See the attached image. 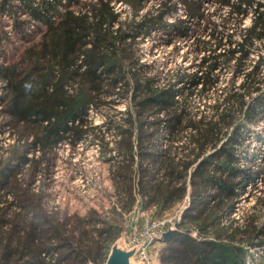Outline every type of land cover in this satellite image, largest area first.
I'll return each mask as SVG.
<instances>
[{
	"label": "trees",
	"instance_id": "trees-1",
	"mask_svg": "<svg viewBox=\"0 0 264 264\" xmlns=\"http://www.w3.org/2000/svg\"><path fill=\"white\" fill-rule=\"evenodd\" d=\"M147 1L0 0L13 38L27 42L0 63V136L13 142L0 147V264H104L125 215L159 219L175 206L159 264H264V149L246 142L264 119V0H216L208 16L202 0H161L138 15ZM177 1L186 17L166 25ZM152 32L154 47L191 40L196 71L163 82L154 61H142ZM83 142L106 165L103 214L48 205L57 149Z\"/></svg>",
	"mask_w": 264,
	"mask_h": 264
},
{
	"label": "rangeland",
	"instance_id": "rangeland-1",
	"mask_svg": "<svg viewBox=\"0 0 264 264\" xmlns=\"http://www.w3.org/2000/svg\"><path fill=\"white\" fill-rule=\"evenodd\" d=\"M158 1L161 0H151L145 2L143 7L138 11V15H142L152 6H156ZM176 3L178 5L175 12L166 17V25L172 23L174 17L181 19L186 17V5L179 1ZM218 8L216 0H202L199 13L203 16H208ZM114 9L120 12H124V10L126 11V7H124V4H121V2L114 3ZM225 10L226 8H223L220 13H224ZM126 12L122 16H124ZM19 18L26 19L23 15H20ZM210 18L216 19V16H212ZM250 19L251 14H248L243 25H247V22ZM200 20L198 24L202 23V17ZM12 21V15L10 17L7 15L0 16V34L1 31H3L8 36V41L3 42L0 45V63H4L6 60L5 58L8 60L9 56L13 58L12 60H16L20 55L19 52L27 44V42H20L19 40L13 38L11 34ZM32 27L33 25L30 23V27H28L27 31H31ZM158 34L152 32L149 37L143 38L140 48L143 53L142 61H154V68L159 73V78L163 79V82L165 78L170 79L178 69H180V73L185 75L196 71L200 56H195L192 52H190L191 47H189V44L191 40L185 42L179 41L178 43L167 47H154L157 44L156 42H158ZM38 36L39 32L34 33L30 37L31 41L37 40ZM255 48H257V53H254L251 56V59L253 60L256 59V55H258L261 51L259 45H256ZM164 76L165 78H163ZM231 78L232 74L230 71L224 73L221 78L222 83L220 88H222ZM239 81L240 78H237L236 83H239ZM2 86L3 84L0 83V94L2 93ZM207 100L208 99H205L204 101ZM194 103L195 105L202 104V102H199L198 99H194ZM114 107L117 111H122L125 104L117 103ZM89 118L93 125H100L102 122V113L92 111L90 112ZM253 128V130H255V132L259 135V139L251 136L246 142L249 143V149L261 152L264 149V119L259 120ZM109 139L110 137H107L106 140ZM12 143V138L7 133L0 136V147L4 148ZM57 154L58 160L56 162V168L54 169L50 185V192L52 195L48 205L55 206L60 211L64 210L70 215L75 214L77 216H83L90 208L96 209L102 214L105 213L104 211H107L110 207L108 197L110 196L112 189L107 178L106 165L102 163V159L100 158L101 156L98 155L96 145L91 142H83L78 145L74 151H71L68 146L64 145L57 149ZM258 164L260 165V163L255 165ZM256 185H258V183ZM248 204V202L241 200L238 207L241 205L247 206ZM181 209L182 206H175L169 213L159 219L153 218L148 213H140L137 210H134L122 218V229L117 239L123 241L125 245V241L128 240V237H131V235L134 234L142 235L143 233H161V239L164 237L166 232H170L176 228L175 220L178 219ZM161 246L162 244L160 243V240H157L155 243L147 246V263L145 264H159L157 257ZM132 260L133 262H138L136 258H133Z\"/></svg>",
	"mask_w": 264,
	"mask_h": 264
},
{
	"label": "water",
	"instance_id": "water-1",
	"mask_svg": "<svg viewBox=\"0 0 264 264\" xmlns=\"http://www.w3.org/2000/svg\"><path fill=\"white\" fill-rule=\"evenodd\" d=\"M168 235L169 232H166V234L160 239V241H166ZM136 252L137 247L129 248L123 243V241L117 239L111 245L104 264H142L141 262H133L132 258Z\"/></svg>",
	"mask_w": 264,
	"mask_h": 264
},
{
	"label": "built area",
	"instance_id": "built-area-1",
	"mask_svg": "<svg viewBox=\"0 0 264 264\" xmlns=\"http://www.w3.org/2000/svg\"><path fill=\"white\" fill-rule=\"evenodd\" d=\"M242 27H244V25ZM160 237H161V233L160 234L143 233L142 235L134 234L131 235V237H128V240H126L125 242L129 248L137 247V252L133 256V258H136L138 262L145 264L147 263V254H146L147 246H150L151 244L155 243L157 240H160Z\"/></svg>",
	"mask_w": 264,
	"mask_h": 264
}]
</instances>
